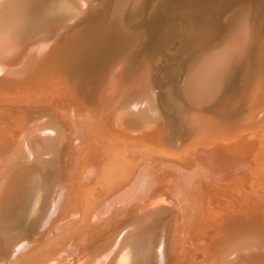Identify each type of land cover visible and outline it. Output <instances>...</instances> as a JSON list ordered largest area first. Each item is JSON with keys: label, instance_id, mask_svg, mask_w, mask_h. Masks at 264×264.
I'll use <instances>...</instances> for the list:
<instances>
[{"label": "rangeland", "instance_id": "rangeland-1", "mask_svg": "<svg viewBox=\"0 0 264 264\" xmlns=\"http://www.w3.org/2000/svg\"><path fill=\"white\" fill-rule=\"evenodd\" d=\"M95 1L92 11L89 12L92 15L88 14L87 18L78 24L79 28L74 36L59 44L63 47L59 53H53L51 56L40 54L34 58L32 69H47L48 74L14 80L0 79V111H5L6 116L12 117L14 113L24 112L23 125L27 127L41 118L53 121L51 123L54 127L62 124L65 126L58 139L55 159L51 158L54 168L51 202L44 206L36 217L22 225L23 229L14 242L10 243L6 255L0 259V264L81 262L91 249L109 242L112 244L119 238L121 230L130 221L128 216L138 211L134 208L133 200L138 199L141 191L147 190H144V187L153 185L149 190L151 193L164 184H158L157 178L164 179V173H160L163 171L157 165L173 157L175 161L169 160V163L175 166L179 158L187 155L180 143L188 136L192 134L201 137L204 132H220L209 134L200 145H207L200 148L199 152L203 154L206 162L212 163L217 162L216 158L224 151L220 148L226 144V134L239 133L245 127L240 120L244 119L248 110L246 99L239 102L240 106L234 102L241 91L239 66L233 69L236 71L234 77L223 81L215 98L206 103L196 101L197 98L192 95L194 88L191 83L197 80V76L200 77L199 74L203 72L201 66L207 59L219 55L222 49L225 51L234 43L240 29H244L247 22L252 20L250 17L256 14L253 20L258 19L259 9L247 20L248 6L240 10L237 9L239 3L235 4V7L228 6L220 18L215 20L209 17L200 22L199 27L196 26L185 34L184 42L175 44L173 48L174 40L178 43V37L175 35L177 30L157 7L145 9L143 15L132 23L125 19L120 20L126 0ZM244 2L254 3V7H258L262 0ZM151 29L149 37L144 39L142 32ZM191 33L194 35L187 37ZM169 45L172 47L168 50L170 56L168 51L165 53ZM52 61L55 64L47 67L46 64ZM209 73L212 74V69ZM226 88L230 89L232 94ZM145 101L153 110L156 109L163 126L159 125L158 128L156 125H146L144 122H138L137 118L134 119L137 115H134L133 119L132 116L125 115V110L133 104L139 105ZM208 112L217 117L211 119L204 116ZM223 114L234 122L240 121L243 127L235 129ZM248 137L254 152L251 156L239 157L242 159L240 167L243 170L240 179L251 175L256 166L262 167L259 150L264 139L256 142L251 136ZM208 141L217 143L211 147L208 146L210 143L205 144ZM151 160L154 161L151 176L137 170ZM117 162V171H121V165L125 162H130L129 168L133 177L128 186H132V189L127 191L125 187L122 191L108 196L109 199L114 196V200L107 206L108 199L105 200L104 189L113 185V182L110 185L113 174L109 172L118 165ZM20 166L21 163H18L8 172V166L4 168L0 174V186L8 174L13 175L12 172L16 173ZM172 168L174 167L168 166L165 169ZM137 181L143 182L135 184ZM185 190L182 184H175L173 189L168 191L175 192L177 197L174 200L181 203V207L187 208L184 220L189 221L192 218L189 212L193 210L197 216L194 221L198 223L196 210H200L202 206L193 203L190 199L194 200V197L191 193L187 196ZM255 199H251L255 201L252 202L253 210H245L233 216L231 222L236 225L234 227L243 223L247 217L255 221V224L264 223V201L262 199L256 203L258 199ZM190 203L193 208L189 206ZM141 204L139 207L143 206ZM213 211L205 210L200 214V218L205 215L208 224L211 223L217 217L212 215ZM116 214L119 215L115 216ZM186 223L183 221V224ZM195 223L194 226L197 224ZM170 231L171 227L168 233ZM184 232L187 236L183 244L188 247V243H191L189 228ZM200 236L201 240L196 244L203 243L205 236ZM204 247L202 245V249L198 248V262L195 263L192 259V264H206L207 250L204 252Z\"/></svg>", "mask_w": 264, "mask_h": 264}, {"label": "bare ground", "instance_id": "bare-ground-1", "mask_svg": "<svg viewBox=\"0 0 264 264\" xmlns=\"http://www.w3.org/2000/svg\"><path fill=\"white\" fill-rule=\"evenodd\" d=\"M95 2V0H0V79L14 80L23 79L25 76L39 77L48 74L47 69H32L34 58L40 54L51 56L53 53H59L63 48L59 44L75 35L79 28L78 24L87 18ZM235 4H238L239 10L249 7L247 20L255 13V10L259 9L258 19L253 20L256 14L250 17L252 20L247 22L244 29H240L239 36L237 35V39L228 46L227 50L224 48L225 51L222 49L220 53L215 51L219 55L211 56L206 63L203 62L202 74H199L200 77L197 76L196 83L193 81L191 84L194 88L192 95L197 98L196 101L206 103L215 98L221 90L220 85L223 81L232 79L236 72L233 69L239 66L241 74L238 73L241 79L240 77L238 79L241 81L239 82L241 91H239L238 99L236 98L237 101L234 102L235 105H239L242 99H246L248 110L244 119L240 120L245 127L239 133L226 134V144L220 148L224 151L216 158L218 161L212 163L206 162L203 154L199 152L200 148L207 145H200L209 134L214 135L220 132L210 131L207 134L204 132L201 137H195L196 135L189 133L191 135L180 143L187 151V155L179 158L175 166L169 163L175 161L173 157L157 165L163 171L160 173H164V179L157 178L158 184L160 185V182L164 184H161V188L152 190L151 193L149 190L153 185L144 187V190H147L141 191L138 199L133 200L135 210L138 209L140 212L137 211L136 214L128 216L130 221L121 230L119 238L112 244L109 242L98 247L95 245L94 250L91 249L90 253L87 251L89 253L87 257L81 262H73L74 264H89V262L90 264H192V259L195 263L198 262L196 254L202 245L205 246L204 252L207 250L206 264H264V223L255 224V221L249 217L237 227H234L236 225L231 222L234 215L252 209V198L258 199L260 196L256 203L262 199L264 201V182L262 181L264 180V141L259 150L262 156V167L256 166V170H252L251 175H246V179H240L243 170L240 167L242 159L239 158L251 156L254 152L250 147L248 135L256 142L264 139V0L258 7L244 0H126L120 20L135 21L143 15L145 9L157 7L177 30L175 35L178 37V43L177 40L172 41L175 48V44L184 42L185 34L189 30L196 28L200 22L209 17L215 20L220 18L223 11L225 14L228 6L232 7ZM99 5L103 6V4ZM151 31L152 29L143 31V38H148ZM194 33L187 37L191 38ZM171 49L169 45L165 53ZM169 53L168 51V55ZM54 64L52 61L46 66ZM211 69L212 74L209 73ZM226 90L230 89L226 88ZM140 103L126 109L125 115L132 116V119L134 115H137L134 119L137 118L138 122H144L146 125H156L158 128L159 125L163 126L160 124L156 109L153 110L147 101ZM14 114L9 117L6 116L5 111H0V174L7 166L8 172L12 166L21 163L17 172H12L11 176L8 174L0 186V259L6 255L10 243L14 242L20 230L23 229L22 225L36 217L40 210L51 202L54 188V168L51 158L56 155L58 139L65 127L63 124L54 127L51 123L53 121L50 122L46 118L38 119L27 127L23 125L24 112L19 111ZM204 116L211 119L217 117L209 112ZM222 116L235 129L243 127L240 121L234 122L226 114ZM125 123L129 125L126 121ZM245 133L248 135H244ZM209 143L210 141L205 144ZM216 143L212 142L208 146L213 147ZM152 161H148L137 170L142 174L149 173L151 176L154 162ZM129 165L130 162H125L121 165V171H117L115 169L118 168V163L109 172L113 174L110 184L112 185L113 182V185L104 189L105 200L108 199L107 206L114 200V196L110 199L108 196L122 191L125 187L127 191L132 189V186H128L133 177ZM168 166L174 168L166 170ZM226 180H228L227 183L223 184ZM138 182L143 181H137L135 184ZM175 184H182L186 188L184 193L187 196L191 193L194 197V200H190L202 206L200 210H196L199 217L198 223L194 221L197 216L193 210L189 212L192 218L189 221L184 220L187 208L181 207V203L174 200L177 195L172 192L173 190L168 191L173 189ZM229 184L231 185L228 186ZM211 203H213L212 206H210ZM140 204L143 206L139 207ZM206 204H208L207 207ZM189 206L192 207L191 203ZM208 209L214 210L212 215L217 216L209 224L205 215L200 218V214ZM117 215L119 214L115 216ZM183 221L187 223L183 224ZM170 227L171 231L168 233ZM187 228L191 234V243H188V247L183 244L187 236L184 230ZM201 234L205 236L204 241L196 244L201 240Z\"/></svg>", "mask_w": 264, "mask_h": 264}]
</instances>
